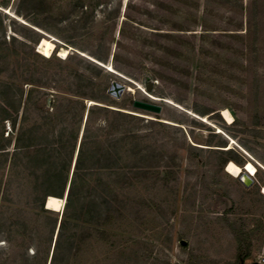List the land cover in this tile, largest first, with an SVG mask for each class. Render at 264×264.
I'll list each match as a JSON object with an SVG mask.
<instances>
[{
    "label": "rangeland",
    "instance_id": "rangeland-1",
    "mask_svg": "<svg viewBox=\"0 0 264 264\" xmlns=\"http://www.w3.org/2000/svg\"><path fill=\"white\" fill-rule=\"evenodd\" d=\"M9 1L0 19L10 68H16L15 82L24 95L33 90L37 107L50 116L59 112L48 138L63 134L60 160L69 162L76 138L69 179L93 105L133 117L110 130L112 116H97L87 134L89 153L131 133L150 156L139 178L115 190L119 202L112 205L110 220L94 224L93 235L65 264H251L264 256V0H94L99 6L75 31L69 24L83 16L79 13L57 25L47 23L44 31L26 32L10 23L28 25L14 15L17 0ZM76 1L53 0L54 20ZM11 36L17 39L14 46H9ZM42 39L69 55L60 59L55 52L50 62L29 57L28 47L38 53L35 43ZM10 76L7 72L0 81ZM149 82L151 93L145 90ZM113 84L124 88L117 98L108 94ZM102 92L115 104L88 98ZM133 101L159 106L161 113L133 109ZM195 109L213 113L201 118ZM222 110L236 123L227 124ZM30 114L37 118L34 108ZM15 135L10 122L0 124V264H49L48 217L36 218L30 208L45 192L33 191V176L42 170L25 157L13 166ZM133 141L123 144L125 159ZM187 146L202 150L190 152ZM227 149L233 153L221 152ZM238 153L258 171L249 188L225 172V160ZM90 174L88 188L108 177ZM18 206L30 212L25 234L14 225ZM62 212L48 216L59 222ZM95 229L105 230L107 238ZM238 229L248 236L241 253Z\"/></svg>",
    "mask_w": 264,
    "mask_h": 264
},
{
    "label": "trees",
    "instance_id": "trees-1",
    "mask_svg": "<svg viewBox=\"0 0 264 264\" xmlns=\"http://www.w3.org/2000/svg\"><path fill=\"white\" fill-rule=\"evenodd\" d=\"M9 2V0H2L0 2V9L5 10ZM52 5L53 0H17L14 15L16 18L24 20L28 25L16 24V19H11L10 23L12 25H18L24 32L28 31V29L32 30V28L44 31L47 29V23L57 25L69 19L72 14L79 13L83 16L71 21L69 24V28L75 31L80 19L83 20L82 17L84 18V15H87L88 11L91 13L94 8L99 6V2H94V0H77L68 12L58 13L55 20L52 12L57 9ZM5 30L6 28L0 19V77L7 72L11 73L9 77L10 81H0V124L3 125L5 122H10L13 130L16 131L13 166L17 168L21 163V158L25 157L28 159L29 164L33 163L38 165V168L42 170V174L39 177L33 174L35 175V177L33 176L34 182L37 183L33 191L34 193L36 192L35 195L40 196V191H43L40 190L41 187L45 192L41 199L38 200L39 197L37 196V198H33V204L30 208L32 210V216L38 218L40 214H46L48 217L47 223L50 226V248L53 244L49 264H65L72 257L77 255L81 245L93 235L94 224H97L101 220L104 222L110 220L113 215L112 205L119 202V197L115 190L124 188L131 180L139 178L141 171L144 168H148V164H145V162L150 156L148 153H143L142 150H139L136 137L131 133L123 135L124 138H122V136L120 138H114L105 147H101L97 151L89 153L87 151V146L90 144L89 141H91V137L87 134L92 124L95 123L97 116L104 115L106 119H108V114L112 116V120H108L107 128L110 130H117L121 124L128 122V120L133 117L119 111L93 105L87 109L81 143L78 147L72 174L69 179V170L75 152L76 138L72 139L74 143L72 145L69 162H66L65 159L60 160L61 150L64 149V143L62 142L63 134H59L56 140H49L50 138H48L49 132L51 131L50 127H52L53 123L52 121L58 118L59 112H55L54 115L50 116L47 112L41 110L37 107V102L33 101V90H28L26 95H24L22 86L15 82L18 80L16 76L17 70L16 68H10L11 65L8 62L9 56L5 53L7 48ZM14 31L22 33L15 29ZM58 39L60 41H65L60 37ZM16 42L17 39L11 36L9 46H14ZM65 43L72 48L76 46V44L71 42L65 41ZM35 44L37 47L38 41H36ZM55 47L52 54L55 52L57 53L60 48L58 45ZM28 48L29 53L27 55L29 57L40 58L44 62H50L51 56L45 58L36 53L34 47ZM90 57L96 59L100 63H104L105 61L103 58L96 55H91ZM23 81L25 82L24 85L28 84V80ZM88 98L95 102L115 104L104 92H102V96L98 97L92 95L88 96ZM67 101L69 104L72 102L69 99ZM54 105L55 104L50 105V108L55 107ZM80 106L81 110L85 112V107L82 104H80ZM33 108L36 110L37 118L32 119L30 110ZM212 113L213 112H209L207 109L194 110V114L201 118ZM82 119L83 117L81 116V122ZM236 121L237 120L234 119L233 124L236 123ZM128 140L134 141L127 151L128 157L125 159L123 157L124 153L121 151L123 150V144H126L125 142ZM55 146L57 147L54 148ZM221 147L225 148V144ZM187 149L190 152L202 150L193 146H187ZM3 150L4 148L0 147V151ZM221 152L226 155L233 153L230 149ZM230 161L240 168L248 162V160L239 153L236 158H227L224 165ZM94 170L99 173L107 172L108 177L106 179L101 177L97 178L95 186L88 188V184L86 185L87 181H89L87 176L90 177V173ZM257 173L258 171L256 170L255 174ZM40 180L41 183L39 184ZM46 186L48 188H46ZM49 197L59 199L65 197L63 212L59 222L57 217L50 218L48 216L57 213L45 209V202ZM28 213L30 212H24L19 206L15 208L13 212V216L16 217L14 225L19 232L23 231L24 234L28 232V223L26 220ZM1 227H3V224L0 223V228ZM95 231L102 235L103 240L107 238L108 234L105 230L95 229ZM234 234L235 241L238 245V253H241L243 252L242 245L245 240H247L248 236L242 229L235 230ZM46 256L48 258L49 252H47ZM244 257L245 256H242V258Z\"/></svg>",
    "mask_w": 264,
    "mask_h": 264
},
{
    "label": "bare ground",
    "instance_id": "bare-ground-1",
    "mask_svg": "<svg viewBox=\"0 0 264 264\" xmlns=\"http://www.w3.org/2000/svg\"><path fill=\"white\" fill-rule=\"evenodd\" d=\"M37 52L46 58H49L53 51L55 50V45L53 44V41L51 40H46L42 39L40 42L37 44ZM69 55V52L67 49H59L57 51V56L60 59H65ZM152 98V97H151ZM154 101H158L157 99H152ZM221 116L225 120L227 124H231L233 121V117L227 110H222L221 111ZM246 173L252 177L255 176L256 168L251 164V163H246L245 165ZM225 172L232 177L239 178L240 175L242 174V169L234 164L233 162H228L225 167ZM262 194L264 195V186L262 187ZM64 198L59 199V198H54V197H49L47 198L45 202V209L53 211L55 213H61L64 207Z\"/></svg>",
    "mask_w": 264,
    "mask_h": 264
},
{
    "label": "water",
    "instance_id": "water-1",
    "mask_svg": "<svg viewBox=\"0 0 264 264\" xmlns=\"http://www.w3.org/2000/svg\"><path fill=\"white\" fill-rule=\"evenodd\" d=\"M37 48L38 47H36V51H37ZM153 85L154 84L152 82H149L146 85L145 90L147 93H151V89ZM123 91H124V88L122 86L113 84L108 94L117 98ZM132 108L143 111V112L151 113V114H156V115H159L161 113V108L159 106H156L148 102L133 101ZM241 169H242V174L240 175L238 180L244 187L249 188L254 183V180L252 179V177H250L246 173V170H244L245 166H243ZM65 197H66V193H65ZM65 197H64V200H65ZM251 264H258V263L254 262Z\"/></svg>",
    "mask_w": 264,
    "mask_h": 264
},
{
    "label": "built area",
    "instance_id": "built-area-1",
    "mask_svg": "<svg viewBox=\"0 0 264 264\" xmlns=\"http://www.w3.org/2000/svg\"><path fill=\"white\" fill-rule=\"evenodd\" d=\"M256 263H258V264H264V256L260 257V258L256 261Z\"/></svg>",
    "mask_w": 264,
    "mask_h": 264
}]
</instances>
